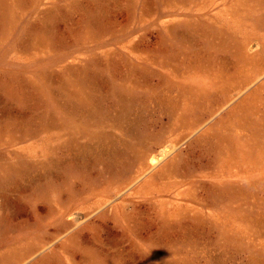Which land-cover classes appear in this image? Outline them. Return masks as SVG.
Listing matches in <instances>:
<instances>
[{"label":"rangeland","instance_id":"obj_1","mask_svg":"<svg viewBox=\"0 0 264 264\" xmlns=\"http://www.w3.org/2000/svg\"><path fill=\"white\" fill-rule=\"evenodd\" d=\"M0 264H264V0H0Z\"/></svg>","mask_w":264,"mask_h":264}]
</instances>
